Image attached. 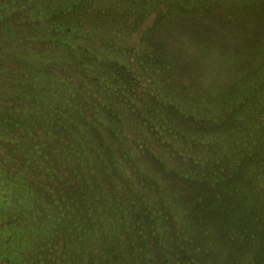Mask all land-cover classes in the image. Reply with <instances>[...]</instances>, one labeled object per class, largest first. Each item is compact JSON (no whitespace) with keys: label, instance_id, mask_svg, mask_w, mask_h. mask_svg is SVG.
<instances>
[{"label":"trees","instance_id":"trees-1","mask_svg":"<svg viewBox=\"0 0 264 264\" xmlns=\"http://www.w3.org/2000/svg\"><path fill=\"white\" fill-rule=\"evenodd\" d=\"M0 264H264V0H0Z\"/></svg>","mask_w":264,"mask_h":264},{"label":"rangeland","instance_id":"rangeland-1","mask_svg":"<svg viewBox=\"0 0 264 264\" xmlns=\"http://www.w3.org/2000/svg\"><path fill=\"white\" fill-rule=\"evenodd\" d=\"M182 42L186 43L189 47H194L197 50H201L203 52L208 53V56L217 59L219 58L218 52L220 50L219 46H216L215 44H210L203 42V40H197L192 37H190L188 34H185L184 32L181 34ZM125 165L124 161L120 162V167H123Z\"/></svg>","mask_w":264,"mask_h":264}]
</instances>
